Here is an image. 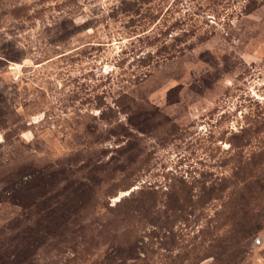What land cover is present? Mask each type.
I'll return each instance as SVG.
<instances>
[{"label": "rangeland", "instance_id": "374dc122", "mask_svg": "<svg viewBox=\"0 0 264 264\" xmlns=\"http://www.w3.org/2000/svg\"><path fill=\"white\" fill-rule=\"evenodd\" d=\"M238 158L264 172V0H0V264H215L177 255L223 200L168 195ZM245 202L237 264H264V186Z\"/></svg>", "mask_w": 264, "mask_h": 264}, {"label": "trees", "instance_id": "16d2710c", "mask_svg": "<svg viewBox=\"0 0 264 264\" xmlns=\"http://www.w3.org/2000/svg\"><path fill=\"white\" fill-rule=\"evenodd\" d=\"M249 129L241 128L240 134H233L234 141L232 140V145L239 146L244 139L249 137ZM258 163L254 160H244L241 162L238 158V164L236 171H234L230 177H223L220 179L219 183L216 181L211 182L208 186L202 184L200 187L201 191L196 192L192 195L188 190H184L183 185H172L171 192L168 195V200L175 201L179 203L178 207L175 205L173 212L180 210V212L186 210L181 205L185 204L186 207H190V212L194 211L197 204L204 205L205 202L212 199H222V208L215 213L214 217L208 219L206 226L201 229V238L190 250L185 251L181 255H177V260L183 261L184 259H189L192 254H197L201 251V247L208 242V251L213 255L215 264H226L227 259L233 257L235 259L232 263H239L244 250L238 245L241 240H245L253 237L262 226L260 224H254L251 221L248 209L243 206L248 201V197L252 196V192L255 191L256 187L264 186V172H258ZM184 180H182L183 184ZM155 191H153L154 193ZM185 192V193H184ZM144 192L141 191V194ZM182 195V201L180 196ZM196 196V197H195ZM175 197V198H174ZM195 197L196 199H193ZM153 197L148 195V197H136L133 200V204H129L128 212H139L154 215V218H158L161 214L159 210H154L155 204ZM122 201H119L118 205ZM182 204L180 205V203ZM154 213V214H153ZM179 213V212H178ZM181 214V213H180ZM179 214V215H180ZM64 214L61 211H52V221L57 217H63ZM146 216V215H145ZM168 217V216H166ZM57 220V219H56ZM153 223V222H151ZM228 223V224H227ZM155 225V224H154ZM228 225V228L224 232H220L223 226ZM155 225L154 227H156ZM158 228H168L169 226L158 224ZM170 235L167 236L169 242H173V232L172 228L169 227ZM236 235L238 239L231 241V235ZM235 239V238H234ZM167 241V239H166ZM203 248V247H202ZM187 255L189 256H186ZM174 264L175 260L173 261ZM172 262V263H173Z\"/></svg>", "mask_w": 264, "mask_h": 264}]
</instances>
